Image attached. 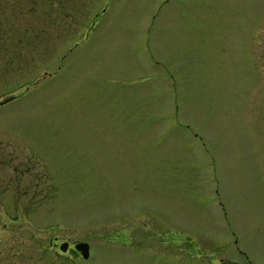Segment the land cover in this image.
Instances as JSON below:
<instances>
[{"label":"rangeland","instance_id":"1","mask_svg":"<svg viewBox=\"0 0 264 264\" xmlns=\"http://www.w3.org/2000/svg\"><path fill=\"white\" fill-rule=\"evenodd\" d=\"M7 97L0 239L25 257L264 264V0H0Z\"/></svg>","mask_w":264,"mask_h":264},{"label":"flooded vegetation","instance_id":"2","mask_svg":"<svg viewBox=\"0 0 264 264\" xmlns=\"http://www.w3.org/2000/svg\"><path fill=\"white\" fill-rule=\"evenodd\" d=\"M10 226L9 229L11 231H14V229L19 228V227H14L17 222L10 221ZM1 232L3 233L4 226L1 228ZM114 238L113 237H103L99 236V244L102 245L105 242H113ZM117 240V239H116ZM120 242V241H119ZM105 243V244H107ZM108 243V244H111ZM88 255L86 258H82L81 254L79 251H77L74 248V243L73 245L69 246V243L67 241H57L53 240L52 238H49L48 242V247L47 248H42L40 247L39 249V255H36L34 259H30L28 257H25L23 253L20 252V246L17 242L13 241H8L6 239H0V264H37L36 261L40 260L39 264H57L53 262V258H59L61 260L62 257L68 260V254L67 250L69 249L73 253L72 261L77 262V261H86L89 260V253L91 250V244L88 242ZM115 244V243H112ZM125 244V242H123ZM44 250L43 252H40ZM59 264H62L61 262Z\"/></svg>","mask_w":264,"mask_h":264},{"label":"water","instance_id":"3","mask_svg":"<svg viewBox=\"0 0 264 264\" xmlns=\"http://www.w3.org/2000/svg\"><path fill=\"white\" fill-rule=\"evenodd\" d=\"M11 98H12V97H7V98L1 100V101H0V104L6 102V101H8V100H10ZM74 248H75L77 251L80 252V254L82 255L83 258L86 257V255H87V245H86L85 243H77V244L74 245ZM221 264H236V263H234V262H229V261H228V262H223V263H221Z\"/></svg>","mask_w":264,"mask_h":264}]
</instances>
